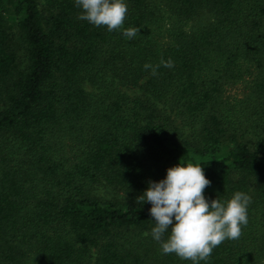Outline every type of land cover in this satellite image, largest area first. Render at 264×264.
<instances>
[{
  "label": "trees",
  "instance_id": "trees-1",
  "mask_svg": "<svg viewBox=\"0 0 264 264\" xmlns=\"http://www.w3.org/2000/svg\"><path fill=\"white\" fill-rule=\"evenodd\" d=\"M124 3L109 32L75 0H0V264H193L137 202L179 163L209 202L251 198L198 264H264V0Z\"/></svg>",
  "mask_w": 264,
  "mask_h": 264
},
{
  "label": "clouds",
  "instance_id": "clouds-1",
  "mask_svg": "<svg viewBox=\"0 0 264 264\" xmlns=\"http://www.w3.org/2000/svg\"><path fill=\"white\" fill-rule=\"evenodd\" d=\"M75 3L82 9L80 19L97 27L106 26L109 32L122 28L128 11L124 0H75ZM138 33L139 28L123 30L129 39ZM160 64L166 68L174 66L171 59L161 60ZM144 67L156 75L159 65L145 64ZM209 185L202 166L179 163L167 169L163 180L149 182V187L137 198V202L146 200L151 204L149 212L155 222L151 235L161 242L164 254L174 253L198 264V261H207L213 249L226 239L240 238L241 226L248 223L250 196L238 191L225 203L218 199L209 202L203 194ZM166 232L170 234L165 242L162 237Z\"/></svg>",
  "mask_w": 264,
  "mask_h": 264
}]
</instances>
